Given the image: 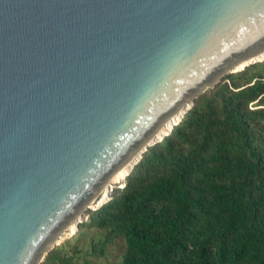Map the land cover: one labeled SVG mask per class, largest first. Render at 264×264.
<instances>
[{"label": "water", "instance_id": "obj_1", "mask_svg": "<svg viewBox=\"0 0 264 264\" xmlns=\"http://www.w3.org/2000/svg\"><path fill=\"white\" fill-rule=\"evenodd\" d=\"M263 52L264 0H0V264H40L169 117Z\"/></svg>", "mask_w": 264, "mask_h": 264}, {"label": "trees", "instance_id": "obj_2", "mask_svg": "<svg viewBox=\"0 0 264 264\" xmlns=\"http://www.w3.org/2000/svg\"><path fill=\"white\" fill-rule=\"evenodd\" d=\"M257 68L258 80L235 94L241 102L222 100L224 117L211 132L193 143L183 130L207 127L210 116L190 110L186 126L174 129L160 150L149 148L124 186L91 211L89 228L124 239L114 264H264V159L249 136L254 117L258 143L264 142V109L241 107L257 99L264 105V63Z\"/></svg>", "mask_w": 264, "mask_h": 264}, {"label": "rangeland", "instance_id": "obj_3", "mask_svg": "<svg viewBox=\"0 0 264 264\" xmlns=\"http://www.w3.org/2000/svg\"><path fill=\"white\" fill-rule=\"evenodd\" d=\"M263 63L264 57L262 59H258L255 64L249 65L237 72L224 76L214 88L206 89L195 99L193 105L185 111L181 117L179 116V118L176 119V122H174V126L170 128V131H168L163 138L160 140L158 139L159 141L150 147V149L152 148L157 151L160 150V144L165 138L173 133L174 129L177 127H180L181 129L184 128L186 126V124H183L185 116L195 107L199 109V116H210V120L208 122L209 127H205L202 123H194L193 130L186 127L183 130L184 133L191 138L193 143L197 144L202 139L203 133L207 132V129H210V132L213 130V125L215 124L214 120H216V118L224 117V114H221L222 100L225 101L228 98H231L232 103L234 104L241 102V99L235 96V94L240 92L241 89L252 85L251 81L258 80L257 78L261 75V72L257 67ZM253 77H255L254 80H252ZM260 104V101L257 99L247 103L246 105L243 104L241 107L248 112H254L261 108L264 109V105ZM249 124V136L253 138L252 146L255 144L253 147L257 148L256 152L262 154L264 159V142L260 141L258 143V140L261 139V124H259L254 117L250 118ZM227 140L230 143H233V133L228 134ZM177 142L181 144L180 147L182 148L187 146L183 144L184 139L182 138H178ZM141 159L138 160L133 167H131L128 173L121 179L119 184L110 185L109 194L102 199V201L99 197L94 200L96 203H94L92 208H87L88 211H85L82 214L81 223L78 224L77 228H75L72 232H65L62 239L55 243L54 247L43 258L40 264H114L121 260L122 255L125 252L123 237L111 235L107 231L89 228L88 226L91 219V211L101 208L102 204H106L110 201L111 195L114 192L113 190H116L117 187L121 189L124 186L127 175L131 171L133 172L135 167H137L140 163Z\"/></svg>", "mask_w": 264, "mask_h": 264}, {"label": "bare ground", "instance_id": "obj_4", "mask_svg": "<svg viewBox=\"0 0 264 264\" xmlns=\"http://www.w3.org/2000/svg\"><path fill=\"white\" fill-rule=\"evenodd\" d=\"M263 57H264V52L260 53L259 55H254L253 57H250L251 59L248 58L249 59L248 61H246L247 59L242 60L235 66L234 70H240L246 64L251 62L253 59L255 60V59H260ZM178 118H179L178 115H177V117L176 116L169 117L168 120L165 123H163L162 126H160V128L157 130V132L152 136V137H154V141H157L158 139H160L162 137V134H165L168 131V129L170 128V126L172 125V123L176 122V119H178ZM135 160H136V157L134 159H131L125 166L122 167V169H120L115 174V176L112 178V180H109L107 183H105V185L102 187V189L95 195L96 197L94 200H96V198L99 197V198H101V201H102V199H104L109 194L110 185L111 184H119L121 182V179L128 173L130 168L133 166V163L135 162ZM94 200L92 201V199H91L87 203V205H85L84 209L86 210L87 208H92L94 203H96ZM79 214L73 219L74 220L73 222L69 223V225L67 226V229H62V232L59 234V236H56V238L54 239V241L51 244H55L60 239H62L65 232H72L75 230L78 222H80L82 220V217L79 216Z\"/></svg>", "mask_w": 264, "mask_h": 264}, {"label": "clouds", "instance_id": "obj_5", "mask_svg": "<svg viewBox=\"0 0 264 264\" xmlns=\"http://www.w3.org/2000/svg\"><path fill=\"white\" fill-rule=\"evenodd\" d=\"M251 65H252V64H251ZM129 174H130V173H129ZM129 174H128V175H129ZM117 188H119V187H117ZM117 188H116V189H117ZM113 191H114V190H113ZM113 191H112V192H113ZM112 192H111V193H112ZM102 205H103V204H102ZM86 210H87V209H86ZM86 210H85V211H86ZM85 211H84V212H85ZM80 223H81V222H78V224H80ZM78 224H77V226H78Z\"/></svg>", "mask_w": 264, "mask_h": 264}]
</instances>
